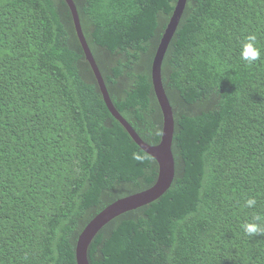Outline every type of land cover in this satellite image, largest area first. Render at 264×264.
Instances as JSON below:
<instances>
[{
  "label": "trees",
  "instance_id": "trees-1",
  "mask_svg": "<svg viewBox=\"0 0 264 264\" xmlns=\"http://www.w3.org/2000/svg\"><path fill=\"white\" fill-rule=\"evenodd\" d=\"M73 1L114 107L159 145L152 67L179 0ZM161 74L175 178L107 223L89 263L264 264V232L243 230L264 228V0H187ZM158 177L108 110L65 0H0V264H78L89 223Z\"/></svg>",
  "mask_w": 264,
  "mask_h": 264
},
{
  "label": "water",
  "instance_id": "water-1",
  "mask_svg": "<svg viewBox=\"0 0 264 264\" xmlns=\"http://www.w3.org/2000/svg\"><path fill=\"white\" fill-rule=\"evenodd\" d=\"M67 3L74 22L76 33L80 44L84 50L87 61L90 63L95 78L100 87L102 96L104 98L105 104L112 114V116L121 123V125L127 130L130 136L134 139L139 147H141L145 152L151 155L159 165V177L156 184L141 193L130 196L125 199H121L116 203L109 206L101 214H99L95 219H93L89 225L84 229L80 235L77 247H76V258L78 264H90L88 260V248L90 243L93 241L97 233L110 221L118 217L120 214L132 211L152 202H155L160 197H162L167 190L171 187L173 180L175 178V160L172 151L173 138L175 132V120L173 115V110L170 105L169 99L166 95L163 82H162V64L171 42V39L177 29L180 22V18L185 9L187 0H179L177 7L174 12V16L171 19L165 34L162 38L161 44L157 50L153 67H152V78L153 84L158 98L159 104L162 108L164 114V130L162 141L157 146H150L146 144L135 132V130L130 126V124L120 115V113L114 107L110 95L108 93L107 87L105 85L102 74L96 65V61L93 54L88 46L85 36L82 31V26L80 23V18L78 15L77 7L73 0H65Z\"/></svg>",
  "mask_w": 264,
  "mask_h": 264
},
{
  "label": "clouds",
  "instance_id": "clouds-1",
  "mask_svg": "<svg viewBox=\"0 0 264 264\" xmlns=\"http://www.w3.org/2000/svg\"><path fill=\"white\" fill-rule=\"evenodd\" d=\"M254 42H255V37L249 36L247 38V41L242 44L241 49H240V59L246 62L247 64L254 63L260 58V55H261L259 48L255 45ZM133 158L137 160L140 159V157L136 156L135 154ZM255 204H256V201L254 199H249L246 201L247 207H252ZM254 220L259 221L260 217L257 216L254 218ZM243 230L245 234L250 235V236L264 232V228H261L260 224L256 222L244 224Z\"/></svg>",
  "mask_w": 264,
  "mask_h": 264
}]
</instances>
